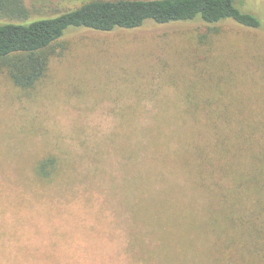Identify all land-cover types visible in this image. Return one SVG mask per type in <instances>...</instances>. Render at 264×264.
Instances as JSON below:
<instances>
[{
    "label": "rangeland",
    "instance_id": "374dc122",
    "mask_svg": "<svg viewBox=\"0 0 264 264\" xmlns=\"http://www.w3.org/2000/svg\"><path fill=\"white\" fill-rule=\"evenodd\" d=\"M24 1L38 19L89 0ZM238 1L260 27L225 20L218 36L200 20L75 28L35 88L0 76V264H134L127 259L138 250L124 248L137 236L144 247L161 246L144 223L129 220L132 182L120 144L131 142L122 114L136 112L145 124L156 113L208 111L210 98L264 112V0ZM47 152L79 164L77 178L36 187L32 165ZM164 229L170 237L177 230Z\"/></svg>",
    "mask_w": 264,
    "mask_h": 264
},
{
    "label": "trees",
    "instance_id": "16d2710c",
    "mask_svg": "<svg viewBox=\"0 0 264 264\" xmlns=\"http://www.w3.org/2000/svg\"><path fill=\"white\" fill-rule=\"evenodd\" d=\"M237 1L89 0L34 19L24 0H0V17L10 19L0 22V76L22 89L35 88L53 58L64 55L60 39L75 28L106 32L149 21L200 20L218 36L225 20L260 27V19ZM206 104L208 111L156 113L145 124L136 112L122 114L131 142L120 144L127 150L124 181L132 182L126 190L129 220L144 223L161 244L144 247L137 236L124 248L138 250L127 259L134 264H264V112L235 110L219 98ZM67 159L50 152L38 158L32 165L36 187L76 179L80 165ZM170 226L177 229L173 237L164 229Z\"/></svg>",
    "mask_w": 264,
    "mask_h": 264
}]
</instances>
